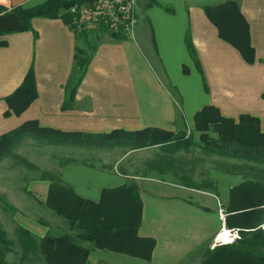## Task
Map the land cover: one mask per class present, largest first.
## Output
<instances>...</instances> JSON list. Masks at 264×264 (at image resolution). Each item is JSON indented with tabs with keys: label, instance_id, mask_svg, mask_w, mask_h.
<instances>
[{
	"label": "crops",
	"instance_id": "crops-1",
	"mask_svg": "<svg viewBox=\"0 0 264 264\" xmlns=\"http://www.w3.org/2000/svg\"><path fill=\"white\" fill-rule=\"evenodd\" d=\"M46 1L0 0V33L20 27L16 15L10 13L12 8H32ZM226 1L238 4L248 24L252 64L218 38L216 28L204 14L203 6ZM139 7L142 24L133 40H114L105 35L96 44L70 110L61 106L64 85L72 72L74 48L78 46L74 32L61 19L33 18L31 30L0 36V42L6 43L0 46V136L35 121L41 128L66 133L157 129L192 134L197 143L174 152L170 146L128 149L103 167L70 162L59 168V179L77 196L91 202L99 200L103 189L128 183L138 187L142 215L137 235L154 241L151 259L143 261L84 243L89 249V264H180L218 233V209L227 214L228 191L224 204V195L209 188L185 186L182 179L200 183L194 179L195 173L180 168L176 161L180 150L200 148L194 140L193 116L204 106L217 108L224 118L254 117L264 133V0H140ZM186 32L206 90L188 54ZM31 64L37 97L21 114L14 115L8 111L5 98L20 86ZM146 150L160 153L159 163L147 162L149 174L119 168L129 155ZM48 185L44 180L30 182L26 192L31 203H27L26 212L23 203L17 205L0 192L16 210V224L39 238L46 234L49 224H44L45 228L35 217L41 208L53 214L45 207Z\"/></svg>",
	"mask_w": 264,
	"mask_h": 264
},
{
	"label": "trees",
	"instance_id": "trees-1",
	"mask_svg": "<svg viewBox=\"0 0 264 264\" xmlns=\"http://www.w3.org/2000/svg\"><path fill=\"white\" fill-rule=\"evenodd\" d=\"M74 3L75 0H48L32 8H12L10 13L16 15L20 27L2 32L0 36L31 30L30 23L33 18L61 19L68 26L70 18L63 12ZM164 9L172 13V10ZM203 11L216 28L218 38L236 49L246 63L252 64L254 51L249 42L248 24L240 14L238 4L235 1H226L216 6H203ZM70 29L78 40V46L74 48L71 75L64 85L62 110H70L73 107L76 91L87 72L99 41L97 38V41H91L89 33L74 31L72 27ZM109 37L114 40L124 39L120 35ZM184 41L195 68L202 76L206 90L189 32H186ZM4 45L5 42H0V46ZM183 72L186 73L185 68ZM36 97L31 64L20 86L5 98V102L8 111L19 115ZM261 98L264 100V91ZM193 132L197 134L198 143L204 151L264 164V133L260 131L259 121L254 117L240 115L236 120L224 118L217 108L204 106L193 116ZM28 138L49 144L77 147L118 146L131 151L170 146L171 152H174L197 144L193 141L192 134L186 136L185 133L174 134L157 129L148 128L135 132L112 131L108 134L66 133L41 128L35 121H28L0 136V162L10 155L21 141ZM41 180L49 182L45 207L65 221L70 231L57 236L46 232L43 237L38 238L18 226V243L23 259L30 256L41 264H89V249L83 246L84 243L98 250L124 254L143 261L151 259L154 241L137 235L142 203L138 187L134 183L114 189H103L99 200L91 202L77 196L69 185L59 179V176L44 175ZM181 183L196 190L208 188L207 185L195 184L185 179H182ZM0 203L13 215L16 213L2 197ZM226 212L225 224L228 228L249 232L243 234L242 240L235 244L217 248L201 264H264V233L260 229L264 223V184L249 181L230 188ZM13 245L0 226V264H8L7 255L12 252Z\"/></svg>",
	"mask_w": 264,
	"mask_h": 264
},
{
	"label": "rangeland",
	"instance_id": "rangeland-1",
	"mask_svg": "<svg viewBox=\"0 0 264 264\" xmlns=\"http://www.w3.org/2000/svg\"><path fill=\"white\" fill-rule=\"evenodd\" d=\"M140 16L138 17L136 28L142 24ZM135 33H137V29ZM105 37L107 36L91 33L89 39L95 42L97 39L100 41ZM196 135L195 133V141L198 140ZM127 150L128 148L118 146L95 147L86 145L77 147L66 144H49L32 138L24 139L11 151L10 155L0 162V192L6 193L8 199H12L17 205L23 203L26 212L29 209V204L27 203H31L29 199L31 197L26 192L31 181L41 180L44 175L57 177L59 168L66 162H78L88 166L100 167L110 165L112 161H115L121 155L123 156ZM178 155L176 161L180 168L185 167V170L188 169L192 174L195 173L194 179L200 185H207L209 189L215 191L218 195H224V198L221 199L224 204L226 203V190L229 192L230 188L242 182L250 181L264 184V164L262 163L217 155L204 151L202 147L199 149L180 150ZM148 161H157L159 163L160 153L155 152V150L133 153L122 162L119 168L129 173L145 175L147 172L149 174ZM192 165L195 167L194 170H192ZM0 197L12 207L7 202L8 199L6 200L4 196ZM30 214L33 216L35 213ZM15 216L10 210L3 208L0 203V226L14 244L12 252L7 255V263L41 264L30 256L27 259H23L18 243V225L14 221ZM35 218L45 228L44 224H49L47 232L53 235L67 234L70 231L65 221L54 214L46 212L43 208H41V212ZM248 232L247 230H242V238L243 234ZM215 250H210L208 243V245L190 254L180 264H201Z\"/></svg>",
	"mask_w": 264,
	"mask_h": 264
},
{
	"label": "built area",
	"instance_id": "built-area-1",
	"mask_svg": "<svg viewBox=\"0 0 264 264\" xmlns=\"http://www.w3.org/2000/svg\"><path fill=\"white\" fill-rule=\"evenodd\" d=\"M139 3L140 0H75L63 13L68 14V27L74 31L120 35L133 40L140 15ZM218 217L221 228L210 241V250L235 244L242 238V230L225 226L226 214L221 208ZM261 229L264 232V223Z\"/></svg>",
	"mask_w": 264,
	"mask_h": 264
}]
</instances>
